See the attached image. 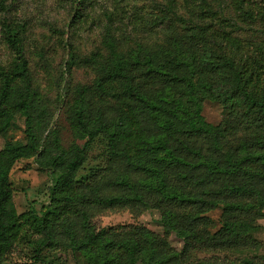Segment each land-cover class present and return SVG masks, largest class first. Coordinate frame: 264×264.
I'll return each instance as SVG.
<instances>
[{"label":"trees","instance_id":"16d2710c","mask_svg":"<svg viewBox=\"0 0 264 264\" xmlns=\"http://www.w3.org/2000/svg\"><path fill=\"white\" fill-rule=\"evenodd\" d=\"M4 1L0 9L7 11ZM149 2L144 11L137 0H74L67 23L71 33L85 26L100 33V46L81 60L73 44H66L69 65L95 74L90 84H75L64 104L82 145L62 146L55 130L44 140L38 135L49 105L32 81L24 25L2 23L11 56L6 66L0 64V137L21 116L25 142L6 140L0 149V260L26 231L38 235L37 262L42 247L61 243L86 264H183L197 244L215 250L256 244L255 216L263 215L264 206V3ZM254 23L263 25L258 35L241 39L238 33ZM145 25L158 27L163 43L142 35ZM205 99L221 105L220 124L205 121ZM97 137L106 140L110 163L123 170L77 184V171ZM200 141L207 147L197 145ZM33 156L39 169L52 175L49 202L41 211L30 206L17 213L9 172ZM153 198L163 236L144 227L120 235L91 222L92 208L149 207ZM218 205L222 225L206 234L202 225L208 218L202 212ZM178 222L188 229L180 250L166 239ZM211 264L264 263L245 256Z\"/></svg>","mask_w":264,"mask_h":264},{"label":"rangeland","instance_id":"374dc122","mask_svg":"<svg viewBox=\"0 0 264 264\" xmlns=\"http://www.w3.org/2000/svg\"><path fill=\"white\" fill-rule=\"evenodd\" d=\"M149 1L137 0V4L145 6L144 11H149L148 6L151 4ZM249 1L252 5L258 6L264 3V0ZM4 4L7 11L0 9V64L6 66L11 56L10 49L3 42L2 23L12 20L14 23L24 25L23 46L32 81L46 97L49 105L44 125L41 127L42 131L38 135L44 140L48 138V132L55 130L62 146L68 147L73 141L82 145L83 141L73 136L64 104L71 100V91L75 84H90L95 74L82 65H69V46L66 44H73V51L81 60L100 46L99 30L94 26H85L78 33H71L67 23L74 10V0H5ZM262 26L258 23L250 24L246 32L242 31L238 35L243 40H250L251 34L258 35ZM142 32V35L147 34L150 37V41L158 40V43H163L165 35L158 27L150 28L145 25ZM173 32L179 33L178 28H174ZM40 50L43 53L42 57L37 53ZM201 114L206 122L213 125L220 124L225 117L221 105L210 99L202 101ZM24 128V118L16 116L15 126L8 130L5 138L0 137V149L6 140L24 143ZM199 144L203 143L200 141L197 145ZM203 147L206 148L207 145L203 144ZM122 170L114 163H110L106 140L97 137L87 148L86 159L76 174V183L85 185L95 178L113 177ZM9 180L17 213L28 210L30 206L41 211L49 202L52 175L47 169H39L35 156L17 161L9 172ZM153 200L154 198L149 200L153 204L149 207L137 205L92 208L91 222L96 227L112 228L120 235L130 234L135 229L133 227H144L163 236L164 229L159 222L161 211L159 207L154 206L156 201ZM254 203L259 206L256 200ZM260 211L263 215L255 216L258 228L252 234L256 241L255 245L248 248L215 250L204 244H197L191 250L192 257L183 264L219 263L225 260H240L245 256L264 263V206ZM202 214L208 218L205 226L202 225L206 234L208 232L212 234L221 227L224 220L221 205L207 208ZM187 235V226L183 222H178L166 239L172 248L180 250ZM37 238L38 235L28 231L22 233L11 251L0 260V264H86L78 252L67 249L62 243L53 248L42 247L38 253L41 261H35L33 256L36 255V244L33 242Z\"/></svg>","mask_w":264,"mask_h":264}]
</instances>
